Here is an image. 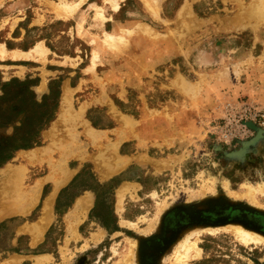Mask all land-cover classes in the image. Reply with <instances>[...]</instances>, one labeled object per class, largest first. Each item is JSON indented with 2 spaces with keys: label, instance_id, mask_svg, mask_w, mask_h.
<instances>
[{
  "label": "rangeland",
  "instance_id": "obj_1",
  "mask_svg": "<svg viewBox=\"0 0 264 264\" xmlns=\"http://www.w3.org/2000/svg\"><path fill=\"white\" fill-rule=\"evenodd\" d=\"M51 89L0 264H264V0H0V147Z\"/></svg>",
  "mask_w": 264,
  "mask_h": 264
},
{
  "label": "trees",
  "instance_id": "obj_2",
  "mask_svg": "<svg viewBox=\"0 0 264 264\" xmlns=\"http://www.w3.org/2000/svg\"><path fill=\"white\" fill-rule=\"evenodd\" d=\"M53 94H55V96H53ZM52 97H54L53 107L50 108L49 111L46 110L41 116V125L39 129L33 132L31 131L29 133L22 134L19 137H17L18 135L15 134V136L12 139L8 140V144L6 146L0 147V166L6 163L7 161H9L13 157L14 152L17 151L18 149H29L34 146L40 145V133L42 129L46 125H48V123L54 118L55 111L58 105L57 98L59 97V91L55 93L51 89V93L44 98V102L42 103V106L45 107L46 101L52 99ZM91 120L93 121V124L95 126H99V124L94 122L92 118Z\"/></svg>",
  "mask_w": 264,
  "mask_h": 264
},
{
  "label": "bare ground",
  "instance_id": "obj_3",
  "mask_svg": "<svg viewBox=\"0 0 264 264\" xmlns=\"http://www.w3.org/2000/svg\"><path fill=\"white\" fill-rule=\"evenodd\" d=\"M232 229L239 235H243L244 232L247 233L241 226H232ZM187 243V244H186ZM200 249L197 247L196 242H182L177 250V256L173 264H187V257L191 254L197 256L200 253Z\"/></svg>",
  "mask_w": 264,
  "mask_h": 264
},
{
  "label": "crops",
  "instance_id": "obj_4",
  "mask_svg": "<svg viewBox=\"0 0 264 264\" xmlns=\"http://www.w3.org/2000/svg\"><path fill=\"white\" fill-rule=\"evenodd\" d=\"M27 53H28V51H26V50H20L16 54H18V56H25ZM15 60H21V58L17 57Z\"/></svg>",
  "mask_w": 264,
  "mask_h": 264
}]
</instances>
